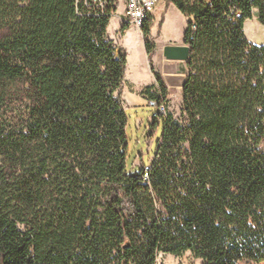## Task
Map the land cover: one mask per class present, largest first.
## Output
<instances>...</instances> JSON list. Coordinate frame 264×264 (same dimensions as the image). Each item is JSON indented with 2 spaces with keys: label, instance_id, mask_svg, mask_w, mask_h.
Wrapping results in <instances>:
<instances>
[{
  "label": "trees",
  "instance_id": "1",
  "mask_svg": "<svg viewBox=\"0 0 264 264\" xmlns=\"http://www.w3.org/2000/svg\"><path fill=\"white\" fill-rule=\"evenodd\" d=\"M108 2L0 0V264L263 261L264 43L244 24L264 26V0L169 1L187 18L183 119L151 117L148 170L127 164V52ZM151 26L144 94L163 104Z\"/></svg>",
  "mask_w": 264,
  "mask_h": 264
},
{
  "label": "rangeland",
  "instance_id": "2",
  "mask_svg": "<svg viewBox=\"0 0 264 264\" xmlns=\"http://www.w3.org/2000/svg\"><path fill=\"white\" fill-rule=\"evenodd\" d=\"M118 7L112 16V21L108 31L114 36L116 42L126 49L127 52V71L125 73L123 101L128 115V159L129 168L149 166L154 159L157 142L162 134V123L149 136V121L151 117L158 112L162 116H167L176 121L183 119L182 115V85L187 76L186 62L182 60H168L163 55V46L165 45H185L181 41V34H172L169 25L159 28L160 10H154L153 30L160 31L155 43V53L152 57L154 68L162 74L166 80L168 95L164 99L165 111L161 113L155 106L150 105V98L144 94L147 86H153L155 80L149 69V63L145 54L144 45L133 38H125L117 33L119 25V16L123 11V2L118 0ZM245 35L252 43L258 44L264 42V26H262L256 16L245 21ZM181 41V42H180ZM155 42V41H154ZM157 52V54H156ZM156 54V56H155ZM144 77L146 85L138 84L136 81ZM149 81H152L149 83ZM149 83V84H147ZM155 96L160 97L156 87L151 90ZM264 150V142L262 144ZM155 264H200L198 260L192 258L189 254L181 258L173 257L159 253ZM239 264H264V260L255 262L251 260H242Z\"/></svg>",
  "mask_w": 264,
  "mask_h": 264
},
{
  "label": "crops",
  "instance_id": "3",
  "mask_svg": "<svg viewBox=\"0 0 264 264\" xmlns=\"http://www.w3.org/2000/svg\"><path fill=\"white\" fill-rule=\"evenodd\" d=\"M156 9H159L160 10V12H159V14H160V20H159V28H160V30L162 29V27L169 25L170 28H171L172 34L173 33L174 34H181V38H182L181 41H182L183 38H184V31L186 29L187 18L171 2H169V1H164V2L159 3L156 6L155 10ZM154 13L155 12L153 11L152 14H151L152 22L154 20V15H155ZM122 14H123V12H121V14L119 16V25H118V31H117V33L120 34V36H123L125 38H133L134 41H139V44L141 42L142 45H144V49H145L144 36H143V34H142V32H141V30L139 28H137V27H135V26H133L131 24H127V27L123 31V33L121 34L119 32L121 25L124 23L123 20H122ZM111 21H112V17L110 19L108 28L110 27ZM107 32H108V36L110 38H112L116 44L119 45V43L116 42L115 37L112 36V35H110L108 29H107ZM159 33H160L159 30L158 31L153 30V23H152V26H151V34H152V36L154 38V41L156 43V48L158 47V45H157V37H158ZM262 43H264V42H262ZM262 43H258V44H262ZM177 45H180V44H177ZM163 48H164V46H163ZM145 54H146V51H145ZM156 54H157V52H156ZM156 54H155V56H156ZM149 69H150V67H149ZM150 72H151V70H150ZM152 77H153V74H152ZM164 81L166 83V80L165 79H164ZM136 82L138 84L143 83V86L146 85L145 84L146 83V80H145L144 77H141ZM151 82L152 81H149V83H151ZM149 83H147V84H149Z\"/></svg>",
  "mask_w": 264,
  "mask_h": 264
},
{
  "label": "built area",
  "instance_id": "4",
  "mask_svg": "<svg viewBox=\"0 0 264 264\" xmlns=\"http://www.w3.org/2000/svg\"><path fill=\"white\" fill-rule=\"evenodd\" d=\"M123 2V14L122 20L126 24H131L137 28H141L145 18L151 15L156 6L164 1L170 0H120ZM210 3L211 0H205ZM108 0H76L75 6L77 10L79 7L85 10V12H93L96 14H104L108 10ZM194 28V25H193ZM150 105L155 106L158 111L164 113V104H158L155 100H150ZM149 166H145V170H148Z\"/></svg>",
  "mask_w": 264,
  "mask_h": 264
},
{
  "label": "water",
  "instance_id": "5",
  "mask_svg": "<svg viewBox=\"0 0 264 264\" xmlns=\"http://www.w3.org/2000/svg\"><path fill=\"white\" fill-rule=\"evenodd\" d=\"M163 55L168 60L187 61L189 47L187 45H166L163 48Z\"/></svg>",
  "mask_w": 264,
  "mask_h": 264
},
{
  "label": "bare ground",
  "instance_id": "6",
  "mask_svg": "<svg viewBox=\"0 0 264 264\" xmlns=\"http://www.w3.org/2000/svg\"><path fill=\"white\" fill-rule=\"evenodd\" d=\"M244 32H246V23L244 24Z\"/></svg>",
  "mask_w": 264,
  "mask_h": 264
}]
</instances>
